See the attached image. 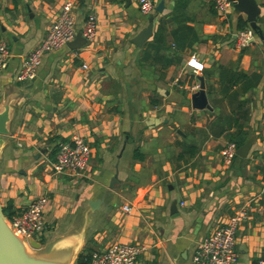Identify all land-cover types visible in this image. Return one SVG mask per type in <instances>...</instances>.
Listing matches in <instances>:
<instances>
[{
    "label": "crops",
    "instance_id": "crops-1",
    "mask_svg": "<svg viewBox=\"0 0 264 264\" xmlns=\"http://www.w3.org/2000/svg\"><path fill=\"white\" fill-rule=\"evenodd\" d=\"M66 1L0 0L9 49L0 111L10 105L9 133L0 134V204L18 212L46 195L39 250L72 249V264L80 251L115 241L145 246L136 264H193L203 237L244 208L235 248L238 264H254L264 253V38L254 33L237 47L245 14L230 6L220 15L214 0H163L149 14L138 0H72L76 31L94 14L95 37L46 52L33 78L16 81ZM256 1L264 33V0ZM151 14L152 35L137 46L131 38ZM230 71L245 73L251 88L242 91V80L226 88ZM199 77L211 108L191 106L189 87ZM72 134L90 147L88 168L54 174L53 148ZM232 134L255 140L226 165L221 150Z\"/></svg>",
    "mask_w": 264,
    "mask_h": 264
},
{
    "label": "built area",
    "instance_id": "built-area-1",
    "mask_svg": "<svg viewBox=\"0 0 264 264\" xmlns=\"http://www.w3.org/2000/svg\"><path fill=\"white\" fill-rule=\"evenodd\" d=\"M140 11L149 14L154 11V0H138ZM74 2L67 0L62 5L55 20L50 24L44 37L30 50L15 72V80L25 82L36 74L44 54L67 45V42L76 34ZM232 6L231 0H214L216 11L223 15L228 7ZM96 16L88 14L84 19L80 32L85 40H92L96 34ZM254 37L253 29L248 26L235 32L234 43L237 47L246 46ZM9 49L4 39L0 38V70L8 60ZM86 67V64H83ZM199 88L198 81L189 87V91ZM236 143L226 141L221 155L224 164L228 165L236 155ZM90 147L83 136L72 134L68 138L57 141L55 159L50 163V170L54 174L80 175L89 164ZM48 198L39 195L33 198L26 208L13 214L8 219L12 229L21 237L37 239L45 227L44 209ZM128 204L123 205L125 211L130 210ZM246 210L238 208L228 217L227 221L203 237L192 253L193 264H238L239 254L235 248L236 231L244 218ZM145 250L143 244L134 242L115 241L108 246L93 250L90 254V264H136L138 256ZM254 264H264V253L259 255Z\"/></svg>",
    "mask_w": 264,
    "mask_h": 264
},
{
    "label": "water",
    "instance_id": "water-1",
    "mask_svg": "<svg viewBox=\"0 0 264 264\" xmlns=\"http://www.w3.org/2000/svg\"><path fill=\"white\" fill-rule=\"evenodd\" d=\"M233 8L237 12H243L249 26L259 38H264V33L259 22L262 20L260 5L256 0H231ZM164 6L163 0H160L155 5V11H161ZM153 32V15L148 16V24L141 28L132 38L131 42L137 46L142 44L152 35ZM85 38L80 31H77L74 38L67 42L70 48L80 47L85 43ZM199 88L190 94L191 106L193 108L207 107L211 108L208 103L204 80L199 77ZM9 103L4 104V109L0 111V134H8L9 130L6 123L9 119L8 111ZM255 138L250 135L242 144L236 148V154L240 157H245L254 142ZM117 173L113 175L109 186L112 187L116 181ZM261 196L264 197V188L261 191ZM100 200H89L91 208H96ZM176 201L171 204V209H175ZM30 246V249L29 247ZM41 243L33 237L24 238L18 236L12 229L7 216L3 212L0 204V264H72L73 251L72 249H57L56 252L48 253L40 251ZM33 248V250L31 249Z\"/></svg>",
    "mask_w": 264,
    "mask_h": 264
},
{
    "label": "trees",
    "instance_id": "trees-1",
    "mask_svg": "<svg viewBox=\"0 0 264 264\" xmlns=\"http://www.w3.org/2000/svg\"><path fill=\"white\" fill-rule=\"evenodd\" d=\"M248 26L249 25H248L246 19H244L242 17L238 18V22H237L238 30H240L242 28H246ZM160 28H161V26H159V29ZM224 75L227 76V79H229V84L226 86V88L231 87L234 84H237V82L239 80H242V87H241L242 91H247L252 86V83H247V81L244 80L246 78V75H245V73H243L241 71H230V73H226ZM233 95L237 96V92L234 91ZM151 102L155 103V100L152 99ZM243 102H244V100L240 101V104H243ZM244 113L245 114L243 115V117L246 116L247 108L245 109ZM244 139L245 138L242 137V135L237 136V134H232L229 137V140L234 141L236 143L237 147L245 141ZM56 150H57V145H55V148H53V151H52V159L53 160L55 159ZM133 156H134V158H138V159L143 158V154L141 152H139L138 149H134ZM235 156H238V155L236 154ZM2 208H3L4 214L7 216L8 219L11 218L12 215L17 212V211L15 212L14 210L13 211L10 210L9 205L2 206ZM90 254H91V251L90 252L80 251L76 257L75 264H90Z\"/></svg>",
    "mask_w": 264,
    "mask_h": 264
},
{
    "label": "rangeland",
    "instance_id": "rangeland-1",
    "mask_svg": "<svg viewBox=\"0 0 264 264\" xmlns=\"http://www.w3.org/2000/svg\"><path fill=\"white\" fill-rule=\"evenodd\" d=\"M36 237H37V239H38V238H40V235H39V236H36ZM28 247H29V249H30V246H28ZM31 249L33 250V248H31Z\"/></svg>",
    "mask_w": 264,
    "mask_h": 264
},
{
    "label": "bare ground",
    "instance_id": "bare-ground-1",
    "mask_svg": "<svg viewBox=\"0 0 264 264\" xmlns=\"http://www.w3.org/2000/svg\"><path fill=\"white\" fill-rule=\"evenodd\" d=\"M18 235V234H17ZM19 236V235H18Z\"/></svg>",
    "mask_w": 264,
    "mask_h": 264
}]
</instances>
